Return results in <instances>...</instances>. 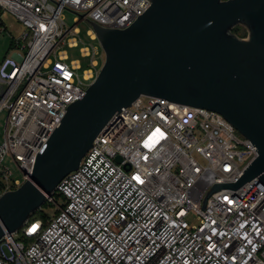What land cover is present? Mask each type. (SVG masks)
<instances>
[{
	"label": "built area",
	"instance_id": "obj_1",
	"mask_svg": "<svg viewBox=\"0 0 264 264\" xmlns=\"http://www.w3.org/2000/svg\"><path fill=\"white\" fill-rule=\"evenodd\" d=\"M151 3L0 0V33L11 39L0 60V113L7 109L0 194L28 177L67 106L84 96L100 70L98 46L81 47V56L90 57L81 77L80 61L68 57L66 47H77L83 30L98 39L83 16L125 29ZM4 13L13 16L17 34L7 30ZM92 145L57 184L64 196L57 213L46 222L29 217L1 236L0 264H264L263 183L254 178L222 188L202 208L214 183L235 182L257 155L223 115L140 95L112 116ZM6 157L21 178L4 164Z\"/></svg>",
	"mask_w": 264,
	"mask_h": 264
},
{
	"label": "water",
	"instance_id": "obj_2",
	"mask_svg": "<svg viewBox=\"0 0 264 264\" xmlns=\"http://www.w3.org/2000/svg\"><path fill=\"white\" fill-rule=\"evenodd\" d=\"M83 17L96 32L104 61L84 96L67 106L28 177L0 194V238L23 226L77 169L112 116L140 95L217 111L256 147L235 182L214 183L206 191L203 209L222 188L254 178L264 184V0H152L125 29ZM237 25L246 29L245 37L232 31Z\"/></svg>",
	"mask_w": 264,
	"mask_h": 264
},
{
	"label": "rangeland",
	"instance_id": "obj_3",
	"mask_svg": "<svg viewBox=\"0 0 264 264\" xmlns=\"http://www.w3.org/2000/svg\"><path fill=\"white\" fill-rule=\"evenodd\" d=\"M2 18L5 22V25L7 27V30L10 31L12 34H17V26L15 25V20L13 18L12 15H10L9 13H4L2 15ZM72 19V15L67 13V21L71 22ZM81 26L83 27V24H81ZM246 36V35H245ZM243 36V37H245ZM10 34L6 31H3L0 33V60L2 59V57L4 55H6L9 51V44H10ZM99 47V51L103 50L98 39L94 40L88 37V35L84 32H82L81 34V39L79 40V44L77 47H73V48H67V52H68V57L70 60L72 59H78L80 61V77H81V73L83 72L84 69H86L87 67H89V59L90 57H83L81 56V52L80 49L81 47ZM100 53V52H99ZM103 61H101V65H102ZM100 65V67H101ZM89 83V82H88ZM6 116H7V109H4L1 113H0V141L3 140L4 138V129H5V121H6ZM4 164L6 166L9 167V169L14 173L15 177H19L21 178L22 175L18 169V167L16 166L15 163H13L11 161V159L9 157H6L4 160ZM60 203H62L60 201ZM59 203H55V207L57 209ZM55 208H51L49 210H47V213L52 216L55 212H56ZM18 236H16L17 238Z\"/></svg>",
	"mask_w": 264,
	"mask_h": 264
},
{
	"label": "trees",
	"instance_id": "obj_4",
	"mask_svg": "<svg viewBox=\"0 0 264 264\" xmlns=\"http://www.w3.org/2000/svg\"><path fill=\"white\" fill-rule=\"evenodd\" d=\"M232 31L241 37L245 36L247 33L246 29L240 25L235 26L232 29ZM2 186H3V183L0 181V188ZM63 200H64V196L61 193L55 191L53 193V201L46 199L45 202L43 203V205L30 216V219H41V220H43V222H46L58 211L55 207V203H60V201L62 202ZM51 208L56 209V212L52 216H50L47 213V210H49Z\"/></svg>",
	"mask_w": 264,
	"mask_h": 264
},
{
	"label": "snow or ice",
	"instance_id": "obj_5",
	"mask_svg": "<svg viewBox=\"0 0 264 264\" xmlns=\"http://www.w3.org/2000/svg\"><path fill=\"white\" fill-rule=\"evenodd\" d=\"M158 132H159V130H157ZM161 135H162V133H161ZM152 138H150V142H148V143H146V146H148V147H151L152 146ZM137 179H139V177H137Z\"/></svg>",
	"mask_w": 264,
	"mask_h": 264
}]
</instances>
